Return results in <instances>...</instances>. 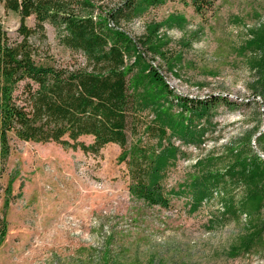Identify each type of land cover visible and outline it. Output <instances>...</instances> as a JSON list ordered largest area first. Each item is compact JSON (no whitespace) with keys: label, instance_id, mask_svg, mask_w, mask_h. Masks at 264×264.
Listing matches in <instances>:
<instances>
[{"label":"rangeland","instance_id":"1","mask_svg":"<svg viewBox=\"0 0 264 264\" xmlns=\"http://www.w3.org/2000/svg\"><path fill=\"white\" fill-rule=\"evenodd\" d=\"M80 1L92 6L95 17L115 15L124 2ZM0 23L9 42L19 41L16 13L0 5ZM25 23L33 27V17ZM108 28L135 43L137 78L145 83L154 70L163 81V86L146 82L154 88L143 111L148 123L173 99L220 96L230 105L188 122V137L167 129L168 141L160 147L149 142L158 153L167 143L174 149L161 182L167 208L133 195L117 145L94 156L12 140L6 163H0V217L7 222L0 264H103L106 256L108 264H264V179H238L234 171L209 186L231 164L213 160L226 151L249 158L248 164L264 161V0H215L204 17L188 0H161L138 7L133 18H108ZM44 34L43 41L31 39L40 58L69 71L86 69L84 57L63 46L62 28L46 23ZM170 113L176 121L185 118L179 107ZM82 140L92 143L90 137ZM136 140L148 142L143 134L133 144ZM206 187L208 197L196 203ZM257 189L263 198L250 215H230L221 205L222 198L239 202Z\"/></svg>","mask_w":264,"mask_h":264},{"label":"trees","instance_id":"2","mask_svg":"<svg viewBox=\"0 0 264 264\" xmlns=\"http://www.w3.org/2000/svg\"><path fill=\"white\" fill-rule=\"evenodd\" d=\"M160 1L124 0L115 15L108 13L107 17H95L89 11L92 6L86 1L0 0L5 10L19 16L17 42H9L0 23L2 165L9 157L10 143L14 139L35 144L52 143L94 156L99 155L106 145L114 144L120 149L118 161L125 164L133 195L151 206H169L161 182L175 157L174 149L167 143L168 148L157 152V146L168 141L167 129L180 138L188 137L192 134L188 122L207 117L220 104H230L220 96L181 98L176 102L173 99L168 108L157 113L154 121H146L143 111L154 97V88L146 86V82L163 86V81L154 70L148 72L145 83L137 78L134 71L140 58L135 43L122 31L108 28V18L130 19L136 15L138 7L156 6ZM214 1L188 0L194 13L200 17L213 10ZM30 17L34 20L33 27L25 23ZM46 23L62 28L63 46L84 57L85 70L69 71L58 67L49 58H40L38 48L31 39L44 40ZM260 93L264 95V86ZM173 107L184 111L185 118L174 120L176 116L173 118L174 115L170 113ZM140 134L145 135L148 142L136 140L133 144V139ZM86 137L92 138L91 144L84 143L82 139ZM153 140L158 142L155 148L149 144ZM248 159L242 158L234 150L213 158L214 161L227 160L231 164L222 175L220 172L215 174L209 186H214L215 182L227 176L232 177L234 171L238 179L245 177L250 182L264 179V161L255 159L252 165L247 163ZM209 190L210 187L201 188L195 202L205 200ZM257 191L248 192L239 202H233L234 197L230 198L231 202L222 198L224 204L221 205L230 209V215H250L253 204H260L263 198V191ZM6 234L7 222L1 216L0 245ZM249 234L243 239L248 238ZM103 255H106L105 252ZM108 260L109 256H106L103 264H108ZM112 263L116 264V261Z\"/></svg>","mask_w":264,"mask_h":264}]
</instances>
